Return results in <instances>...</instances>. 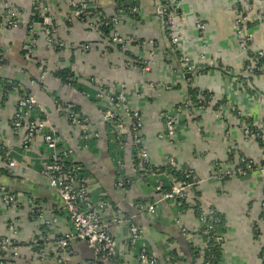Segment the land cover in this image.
Returning a JSON list of instances; mask_svg holds the SVG:
<instances>
[{"label": "crops", "instance_id": "crops-1", "mask_svg": "<svg viewBox=\"0 0 264 264\" xmlns=\"http://www.w3.org/2000/svg\"><path fill=\"white\" fill-rule=\"evenodd\" d=\"M74 1L86 2L108 15L123 3L136 5L139 13L135 17L125 14L118 29L122 38L128 41L125 48L118 50L81 21L65 23L71 14L69 0H48V17L55 27L54 35L65 47L62 50L47 49L41 27L35 26L38 39L31 58L27 59L25 45L35 11L32 0H9L22 23L13 30L5 29L0 23V57L4 61L0 78L16 83L35 96L43 111L45 129H53L72 151L74 163L85 169L93 201L107 203L109 210L102 213L101 219L111 225L109 230L122 253L119 264H138L137 251L128 249V219L143 232L137 249H149L160 264H196V250L203 240L198 234L197 216L190 207L193 203L213 209L222 218L218 264H262L263 237L257 233L255 223L260 214L258 206L263 197L264 175L222 181L212 173L213 165L227 161L230 150L253 160L256 165L264 164L261 147L244 139L239 119L226 108L215 113L209 106L192 116L181 110L175 119V136L167 139L160 135L164 130L163 115L172 113L188 100V89L210 93L214 104L226 101L264 132V68L249 79L243 73L249 53L264 54V0L250 1L251 9L247 13L250 26L247 28L253 32L254 41L248 52L238 46L234 23L237 0ZM171 2H176L180 19L178 53L171 50L164 37L163 24L156 15L161 3ZM41 22L39 18L36 23ZM197 22L204 26L203 33L197 29ZM84 46L88 47L86 51ZM180 55L195 66L191 78L184 77L186 73ZM38 63L47 67L48 76L41 83L36 81L38 85H31L30 82L39 77ZM59 70H70L77 86L62 84L54 76ZM100 87L106 88L101 101L97 100ZM107 88L112 92L106 93ZM120 91L126 97L127 106L141 116L144 145L151 165L156 169L163 168L172 159L177 169H188L197 179L191 191L190 208L162 201L154 214L138 211V203L158 201L160 195L154 188L164 176L137 174L130 143L123 147L118 143L117 135L120 132L126 135V123H121L125 131L120 129L118 132L105 116L113 114L121 118V113L114 111L110 101L112 95ZM17 97V91L12 90L2 101L0 94V147L10 153L15 163L10 172L0 159V188L19 199L16 207L11 209L0 202V240L11 239L8 227L15 221L19 230L12 241L17 257H11L7 264H57L51 252L55 239L70 234L72 228L61 201L42 175L48 150L41 134L34 139L31 148L22 151L11 130L10 119ZM60 103H72L77 113L88 120L91 137L84 139L80 131L61 116ZM120 176L127 180L122 189L116 187ZM165 177L167 183L172 181L167 174ZM30 201L39 206L44 216L30 217L29 210L33 205ZM49 218H54L56 223L45 224ZM42 226L48 237L44 247L50 249L49 260H42L30 247ZM189 231L193 232L192 236ZM91 260L92 253L87 244L73 240L68 258L62 264Z\"/></svg>", "mask_w": 264, "mask_h": 264}, {"label": "built area", "instance_id": "built-area-1", "mask_svg": "<svg viewBox=\"0 0 264 264\" xmlns=\"http://www.w3.org/2000/svg\"><path fill=\"white\" fill-rule=\"evenodd\" d=\"M176 1V0H175ZM251 0H237L235 3V27L238 38V46L242 51L248 52L254 41L253 32L247 28V13L250 11ZM48 0H32L33 9L36 11L38 19L42 20L41 23L31 20V28L29 32V39L25 45V57L31 58L37 43V33L34 29L35 26H40V33L43 38L44 44L47 49L62 50L65 45L63 42L57 39L54 35V25L48 17ZM176 3V2H175ZM171 3H161L156 10V15L160 19L164 27V37L169 43L172 51L178 53V45L180 37L178 34L179 16L177 15V5ZM237 5L241 8L237 9ZM69 6L71 8V14L66 18L65 23H70L72 20L83 22L89 30L99 34L109 44L115 45L117 49L123 50L127 45L125 39L119 34L118 29L122 24L125 14H130L135 17L138 13V7L133 3H128L126 6L119 5L115 8L112 14L108 15L100 11L95 6H91L86 2L79 3L74 0H69ZM0 23L5 29L13 30L17 29L21 23L22 18L18 11L11 6L9 0H0ZM33 25V26H32ZM197 29L203 33L204 26L197 22ZM102 28H109V36L105 37L102 32ZM154 44L153 42H151ZM87 46L83 47L86 51ZM181 66L184 68L185 73H191L195 68L190 64L189 59L185 56L183 58L180 55ZM4 64L3 59L0 57V71ZM128 67V63L126 64ZM142 66V65H140ZM144 68H147L144 65ZM264 68V54L261 52H254L251 54L243 69V73L249 79ZM37 70L39 77L36 80L30 82L31 85H38L43 82L48 76V69L43 63H38ZM6 83V84H5ZM9 88L6 90V94L10 91H17L18 97L16 100L15 110L10 119V127L13 133L18 138L19 146L22 151H26L31 148L34 139L37 135L41 134L43 145L48 150L47 161L42 168V175L46 179L48 187L58 196L62 203V209L66 213L68 220L71 224V233L66 234L64 237H58L54 242V249L51 251L54 253V260L57 264H62L70 253V243L73 240L84 241L92 253V260L81 264H105L114 263L119 264L122 260V253L119 250L117 242L111 235L109 230L110 224L103 223L101 219L102 213L108 211L107 203L101 201L96 203L93 201L88 187H87V174L85 169L79 164H75L72 160V151L67 148L62 139L53 131V129H45V122L41 113L43 112L39 106V103L34 95L24 91L16 83L7 81L0 78V90L3 86ZM111 88H107L106 93L112 92ZM106 90L104 87L99 88V94H97V100L101 101L102 92ZM114 92V91H113ZM213 96H208L206 103L192 105L188 99L182 105L175 108L172 113L163 115L164 130L160 135L161 138L172 139L176 134V115L179 111L184 110L189 113L190 116L194 115L196 111H204L207 107L212 106L215 113H219L223 108L234 113L236 118L239 119V126L242 131V135L246 141H253L259 145V142L263 143L261 150L264 154V132L256 128L251 121L242 117L240 111L233 105L226 101L213 103ZM200 101H204L203 96H199ZM110 101L113 104L115 112L121 113V118L115 117L113 114H107L105 117L110 121L120 132V129H124L121 123H126V135L121 132L117 135L118 143L123 147L127 142L130 143L132 153L135 155L137 163L134 164V170L140 176H164L155 185V191L159 193L160 197L158 201L152 203H138L137 209L140 213L154 214L158 204L162 201L176 202L180 206H190L192 198V188L196 185L197 179L188 170L183 171L186 180H191V183L185 182H166V172H157L153 170V166L148 160V154L144 145L143 138V123L138 111L132 110L127 106L126 97L123 92H118L117 95H112ZM216 106V107H215ZM215 107V108H214ZM59 113L61 116L74 128L78 129L84 139H88L92 136L91 127L88 120L85 117L79 115L76 108L72 103H60L58 105ZM97 136L94 135V138ZM0 151H4L3 159H0L6 163L9 167V171L14 168L15 163L11 160L10 153L6 152L3 147H0ZM264 156V155H263ZM168 166L176 168L175 162L171 159ZM120 165V169H122ZM213 175L219 180H231L244 178L252 175H264V164L256 165L251 159H248L241 155H236L234 151H229V157L226 162L213 165ZM165 180V181H163ZM127 185V180L120 176L116 183V187L122 189ZM0 202L3 207L11 209L16 207L19 202L17 196L0 188ZM33 203L30 201V204ZM197 207L198 215L197 219L200 225L198 231L199 236L202 238V245L196 250V264H210L211 260H214L213 256L207 255L213 247H221L222 234L219 232V226L222 219L211 208H203L201 204L191 205L190 207ZM189 207V208H190ZM259 218L255 223L257 233L263 237L261 261L264 264V190L263 197L259 202ZM120 214L119 212H117ZM29 215L32 219H39L44 216L39 206L33 203L31 204ZM128 222V234H129V251H137L136 261L138 264H160L154 254L147 248L141 247L137 249V244L141 240L143 232L136 226L131 219ZM56 223L54 218H49L45 224L52 226ZM11 233V239L6 238L0 240V264H7L11 257H17V252L14 248H11L12 238H16L18 234V228L15 221L11 222L8 227ZM183 233H186L183 230ZM192 236L193 232L189 231ZM48 241L47 234H41L37 238L33 239L30 243V247L33 252L42 260L50 259V249L44 247V243ZM8 258L7 261L5 259Z\"/></svg>", "mask_w": 264, "mask_h": 264}, {"label": "trees", "instance_id": "trees-1", "mask_svg": "<svg viewBox=\"0 0 264 264\" xmlns=\"http://www.w3.org/2000/svg\"><path fill=\"white\" fill-rule=\"evenodd\" d=\"M128 3H123L122 5L126 6ZM237 9H240L241 7L239 5L236 6ZM33 17H31L32 19L31 20H36L38 21V16L36 14V11H33ZM30 24V23H29ZM250 25L247 24V27H249ZM102 32H103V35L105 37H108L109 36V32H110V29L109 28H102ZM120 50V49H118ZM251 54L249 53V56ZM257 75V74H256ZM54 76L59 79L61 81L62 84L64 85H68V86H74L76 87L77 85H75V83L73 82V74L71 73L70 70H59L58 72H56L54 74ZM6 84V83H5ZM9 89L7 87H5V85L3 86L2 88V91L0 90V94H1V100L4 101L5 100V95H6V90ZM203 96L204 97V101H200L199 100V96ZM208 96H211L210 93L208 92H199L197 89H188V99L190 100V102L192 104H201V103H206L208 102L207 100V97ZM216 107V106H215ZM214 107V108H215ZM259 145L262 146L263 143L259 142ZM134 155V154H133ZM0 156L1 158L3 159V156H4V151H0ZM137 163V160H136V157L134 155V164ZM154 171H157V172H166L167 175L169 176L170 180L174 181V182H185V183H191V180H186L185 177H184V174H183V171H185V168L183 169H177V168H171L170 166H166V167H163V168H153ZM101 202V201H100ZM99 203V202H98ZM183 208H187V206H182ZM194 210V213L195 215L197 216L198 215V211H197V207L194 206L192 208ZM220 218V220L222 219L220 216H217ZM223 230V224L221 222V225L219 226V232L221 233ZM44 228L43 226L40 227V233L38 234L41 235V234H45L44 233ZM37 236V237H38ZM36 238V237H35ZM34 238V239H35ZM33 240V239H32ZM31 240V241H32ZM14 246V243L13 241L11 242V248ZM207 255H210V256H213L214 257V260H211L210 261V264H218L219 263V260H220V254H221V248L220 247H213L209 252H206L205 253ZM8 258L5 259V261H7Z\"/></svg>", "mask_w": 264, "mask_h": 264}, {"label": "water", "instance_id": "water-1", "mask_svg": "<svg viewBox=\"0 0 264 264\" xmlns=\"http://www.w3.org/2000/svg\"><path fill=\"white\" fill-rule=\"evenodd\" d=\"M184 77L185 78H191L192 77V74L191 73H186Z\"/></svg>", "mask_w": 264, "mask_h": 264}]
</instances>
